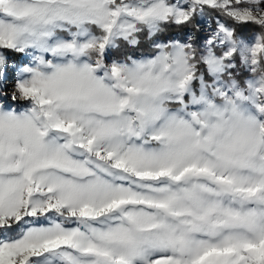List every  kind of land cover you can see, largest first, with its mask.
<instances>
[{
    "label": "snow or ice",
    "instance_id": "1",
    "mask_svg": "<svg viewBox=\"0 0 264 264\" xmlns=\"http://www.w3.org/2000/svg\"><path fill=\"white\" fill-rule=\"evenodd\" d=\"M0 264H264V0H0Z\"/></svg>",
    "mask_w": 264,
    "mask_h": 264
},
{
    "label": "rangeland",
    "instance_id": "2",
    "mask_svg": "<svg viewBox=\"0 0 264 264\" xmlns=\"http://www.w3.org/2000/svg\"><path fill=\"white\" fill-rule=\"evenodd\" d=\"M209 31H210V29L207 28V27H205L203 31H201V32H197V33H196V38H197V40H198V41H202L203 38H204V36L208 35ZM187 32H189V29H186V30L184 31V33H181V34L178 35V36H181V37H182V36H184V34L187 33ZM251 33H252V32H251ZM251 33H248V34H245V35H251ZM172 36H176V35H170V36H168V34H167V35H165V36H161V39L170 38V37H172ZM144 50H145V48H142V49H141V51H144ZM13 59H15V58H13ZM9 87H11V84H9Z\"/></svg>",
    "mask_w": 264,
    "mask_h": 264
},
{
    "label": "trees",
    "instance_id": "3",
    "mask_svg": "<svg viewBox=\"0 0 264 264\" xmlns=\"http://www.w3.org/2000/svg\"><path fill=\"white\" fill-rule=\"evenodd\" d=\"M185 30L186 29H181V28H175V27H173V28L168 29L165 33H163L162 36H165L167 34H168V36H170V35H176V36H178L181 33H184ZM252 31H253V28L251 26H249L248 28H246L244 30V34L251 33Z\"/></svg>",
    "mask_w": 264,
    "mask_h": 264
}]
</instances>
